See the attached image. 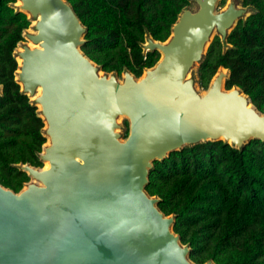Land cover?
<instances>
[{
  "label": "water",
  "instance_id": "1",
  "mask_svg": "<svg viewBox=\"0 0 264 264\" xmlns=\"http://www.w3.org/2000/svg\"><path fill=\"white\" fill-rule=\"evenodd\" d=\"M187 1L167 40L145 28L143 56L160 58L140 77L107 72L83 51L89 29L68 0L8 4L29 23L13 51L15 83L46 142L41 167L12 165L29 178L19 192L0 184V264H197L178 216L148 192L151 173L186 148L264 143V113L227 89L230 69L220 66L207 89L199 76L215 39L232 51L231 34L258 9Z\"/></svg>",
  "mask_w": 264,
  "mask_h": 264
},
{
  "label": "trees",
  "instance_id": "2",
  "mask_svg": "<svg viewBox=\"0 0 264 264\" xmlns=\"http://www.w3.org/2000/svg\"><path fill=\"white\" fill-rule=\"evenodd\" d=\"M12 1H0V184L19 192L29 178L12 165L41 167L36 154L46 140L42 120L15 83L13 51L29 23L8 7ZM68 1L89 29L83 51L107 72L121 74L126 67L138 77L160 58L143 56L145 28L155 40H167L188 5L187 0ZM244 2L259 12L238 24L229 38L234 49L226 55L215 39L199 71L200 85L207 89L224 66L232 73L227 89L240 87L264 113V0ZM148 192L162 199L164 213L178 216L175 232L191 244L197 264L211 259L264 264V143L253 141L242 152L218 142L174 153L156 163Z\"/></svg>",
  "mask_w": 264,
  "mask_h": 264
},
{
  "label": "rangeland",
  "instance_id": "3",
  "mask_svg": "<svg viewBox=\"0 0 264 264\" xmlns=\"http://www.w3.org/2000/svg\"><path fill=\"white\" fill-rule=\"evenodd\" d=\"M223 2H224V5H225V3H226V0H223ZM223 2H222V4H221V7H223L224 5H223Z\"/></svg>",
  "mask_w": 264,
  "mask_h": 264
},
{
  "label": "flooded vegetation",
  "instance_id": "4",
  "mask_svg": "<svg viewBox=\"0 0 264 264\" xmlns=\"http://www.w3.org/2000/svg\"><path fill=\"white\" fill-rule=\"evenodd\" d=\"M3 86V85H2Z\"/></svg>",
  "mask_w": 264,
  "mask_h": 264
}]
</instances>
